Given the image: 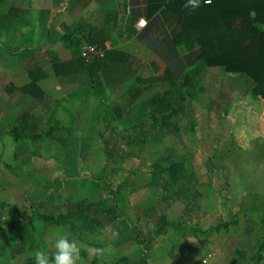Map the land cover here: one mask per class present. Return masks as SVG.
Segmentation results:
<instances>
[{
  "label": "crops",
  "instance_id": "obj_1",
  "mask_svg": "<svg viewBox=\"0 0 264 264\" xmlns=\"http://www.w3.org/2000/svg\"><path fill=\"white\" fill-rule=\"evenodd\" d=\"M152 7L149 0H0V240L15 239L14 264L34 262L39 250L54 252L57 234L80 248L76 264H203L208 255L206 264H264L255 243L264 234L248 218L211 226L218 231L169 228L145 240L131 233L127 219L115 220L106 232L104 227H81V220L64 212L72 201L73 181L83 174L82 146L90 141L91 121L124 107L134 117L147 113L151 96L170 89L162 81L167 71L180 79L199 64L197 44L192 51L173 46L180 32L177 19L164 5L150 12ZM141 19L143 28L137 26ZM96 42L105 52L130 57L128 74L111 84L102 73L56 74L55 63L81 59L82 47ZM30 69L43 78L26 93ZM215 73L236 83L239 101L230 107L225 126L233 130L240 150L253 151V143L264 144V100L244 94L237 84L241 78L220 68L205 70L203 82ZM137 80L146 82L145 90L132 100L128 91L138 86ZM10 125L37 130L18 133L16 139L7 133ZM261 160L256 173L240 168L257 189L243 184L231 190L237 194L236 209L250 207V198L257 203L264 199V156Z\"/></svg>",
  "mask_w": 264,
  "mask_h": 264
},
{
  "label": "rangeland",
  "instance_id": "obj_2",
  "mask_svg": "<svg viewBox=\"0 0 264 264\" xmlns=\"http://www.w3.org/2000/svg\"><path fill=\"white\" fill-rule=\"evenodd\" d=\"M211 77L206 76L201 93L191 90L178 112L164 119L148 112L134 117L125 107L121 117L105 111L94 118L90 141L82 146L83 174L73 181V202L64 212L70 214L77 203L86 206L111 232L115 206L117 220L127 219L131 233L145 240L169 228L201 233L242 217L264 234V199L257 203L250 198V207L236 209L237 194L231 191L243 184L257 189L248 184L247 171L257 172L264 144L253 143V151L238 148L233 130L225 126L230 107L239 101L236 83L221 74ZM242 80L237 84L246 87ZM240 168L248 170L241 175ZM9 237L0 240V264H14L15 239ZM255 243L263 256L264 238Z\"/></svg>",
  "mask_w": 264,
  "mask_h": 264
},
{
  "label": "trees",
  "instance_id": "obj_3",
  "mask_svg": "<svg viewBox=\"0 0 264 264\" xmlns=\"http://www.w3.org/2000/svg\"><path fill=\"white\" fill-rule=\"evenodd\" d=\"M149 1L150 6L153 7L159 8L160 5H164L166 11L177 19L180 32L175 37L173 46H184L192 51L197 44L200 54L199 64L180 79H175L169 71L166 72V77L162 81L168 82L170 89L163 95L151 96L148 114L157 119H164L177 113L185 99L190 96L191 90L201 93L204 71L212 68H220L227 74L238 75L241 80L245 78L246 80L242 81L247 84L243 93H250L253 97L264 100V0H200L196 9H192L190 5L186 7L187 0ZM63 43L67 45L68 42L64 39ZM96 44L95 46L99 48L103 47L99 42ZM78 46L79 44L74 45L75 48ZM128 62L130 57L125 54L105 52L102 59H95L90 63H85L82 58L68 63H55L54 70L57 75L102 73L107 83L111 84L117 82L116 76L123 78L128 74L125 72L129 68ZM28 73L32 84L23 90L26 93L35 90V83L43 78L42 73L35 77V72L31 69ZM136 83L138 86L128 91L132 100L139 99L145 90L142 86L146 82L137 80ZM115 114L121 117L120 110L117 109ZM36 130L35 126L20 129L10 125L7 133L17 139L18 133H34ZM48 134L46 132L40 137H46ZM71 210L68 217L74 216L76 221L81 220L90 230L103 228V224L97 216H94L97 213L93 212L89 215L86 206L77 203ZM111 211L114 220L119 219L115 206ZM71 224L73 227L74 223ZM218 230L219 227L209 229V231ZM140 243L144 245V242ZM27 264L34 262L29 261Z\"/></svg>",
  "mask_w": 264,
  "mask_h": 264
},
{
  "label": "clouds",
  "instance_id": "obj_4",
  "mask_svg": "<svg viewBox=\"0 0 264 264\" xmlns=\"http://www.w3.org/2000/svg\"><path fill=\"white\" fill-rule=\"evenodd\" d=\"M199 4L200 0H187L185 6L190 5L192 9H196ZM142 25L143 21H141ZM51 246L55 249L54 252L39 250L34 253V264H76L80 257V248L62 234H57L53 238Z\"/></svg>",
  "mask_w": 264,
  "mask_h": 264
},
{
  "label": "built area",
  "instance_id": "obj_5",
  "mask_svg": "<svg viewBox=\"0 0 264 264\" xmlns=\"http://www.w3.org/2000/svg\"><path fill=\"white\" fill-rule=\"evenodd\" d=\"M141 21H143L142 26H141ZM145 25H146V21L144 19L138 21L137 24L138 27L143 28ZM104 55H105V50L95 45L85 44L81 49V58L85 63H90L95 59H102ZM209 258L210 255H208L207 258L202 261V263L206 264Z\"/></svg>",
  "mask_w": 264,
  "mask_h": 264
}]
</instances>
